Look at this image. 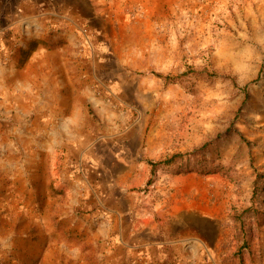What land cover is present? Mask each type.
<instances>
[{"label": "rangeland", "instance_id": "1", "mask_svg": "<svg viewBox=\"0 0 264 264\" xmlns=\"http://www.w3.org/2000/svg\"><path fill=\"white\" fill-rule=\"evenodd\" d=\"M0 264H264V0H0Z\"/></svg>", "mask_w": 264, "mask_h": 264}, {"label": "trees", "instance_id": "2", "mask_svg": "<svg viewBox=\"0 0 264 264\" xmlns=\"http://www.w3.org/2000/svg\"><path fill=\"white\" fill-rule=\"evenodd\" d=\"M193 72H196V71H193ZM159 76H163L162 74H158ZM180 76H171V75H165L164 78L166 80H177ZM170 159H166V160H161V161H158V162H153V161H150V164L152 165V170H154L156 167L159 166V164L163 163V164H168L170 161Z\"/></svg>", "mask_w": 264, "mask_h": 264}]
</instances>
